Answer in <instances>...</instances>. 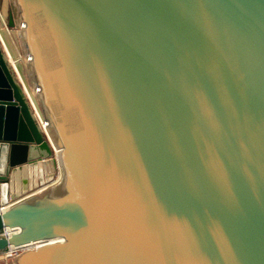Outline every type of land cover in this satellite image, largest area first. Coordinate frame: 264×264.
I'll return each instance as SVG.
<instances>
[{
    "label": "water",
    "instance_id": "water-1",
    "mask_svg": "<svg viewBox=\"0 0 264 264\" xmlns=\"http://www.w3.org/2000/svg\"><path fill=\"white\" fill-rule=\"evenodd\" d=\"M12 4L0 0V232L13 231L0 252L264 264V0Z\"/></svg>",
    "mask_w": 264,
    "mask_h": 264
},
{
    "label": "bare ground",
    "instance_id": "bare-ground-1",
    "mask_svg": "<svg viewBox=\"0 0 264 264\" xmlns=\"http://www.w3.org/2000/svg\"><path fill=\"white\" fill-rule=\"evenodd\" d=\"M7 31H8V39H9V41L12 43V45H14V47H15V49H16V52H17V57L19 58V60L21 61V62H23V63H27L28 64V58H26L25 57V59L23 58V57H21V55H20V53H19V51H18V49H17V47H16V45H15V43L13 42V40H12V38H11V36H10V33H11V30L9 29L8 30V28L5 26L4 27ZM18 35V34H17ZM7 50V49H6ZM8 54H9V52H8ZM10 55V54H9ZM7 57H8V55H7ZM10 58V59H9ZM8 59L10 60V63L13 65V67L14 68H16V66H15V61H13V59L11 58V56L10 57H8ZM16 71V70H15ZM18 72V71H17ZM16 72V73H17ZM18 77H20V75H19V73H18ZM33 91V93L34 94H36V91L35 90H32ZM26 93H27V95H28V97H29V101H30V104L32 105V107H33V109H34V111H35V115H36V117H37V119H38V121H39V124H40V127H41V129H42V131H43V133L48 137V141H50V143H51V139H50V135H49V131H48V124L46 123V122H44V121H42V119H41V117H40V115H39V113H38V111L36 110V108H35V106H34V104H33V101H32V99H31V97H30V95H29V93L27 92V90H26ZM6 207V206H5ZM7 209V207L3 210V212L5 211ZM12 233V232H11ZM10 233V234H11ZM13 234V233H12ZM12 236V235H11ZM10 236V237H11ZM9 237V238H10ZM29 248V247H28ZM16 249L14 248V247H12V250L11 251H15Z\"/></svg>",
    "mask_w": 264,
    "mask_h": 264
},
{
    "label": "rangeland",
    "instance_id": "rangeland-1",
    "mask_svg": "<svg viewBox=\"0 0 264 264\" xmlns=\"http://www.w3.org/2000/svg\"><path fill=\"white\" fill-rule=\"evenodd\" d=\"M8 4L10 5V6H12L13 4H12V0H8ZM19 40H20V38H19ZM18 40V42H17V49H18V51H19V53H20V55H21V57H25L24 56V54H23V52H22V50H21V44H20V41ZM7 55H8V57H10V55L8 54V52H7ZM46 188L45 187H39L38 189H36L34 192H37V191H41V190H45ZM1 253H3V252H1ZM18 255V254H17ZM16 257V255L15 256H13V257H7L6 255H5V253H3V254H0V260L2 261V259H4L5 260V262L6 261H11V264L13 263V259Z\"/></svg>",
    "mask_w": 264,
    "mask_h": 264
},
{
    "label": "built area",
    "instance_id": "built-area-1",
    "mask_svg": "<svg viewBox=\"0 0 264 264\" xmlns=\"http://www.w3.org/2000/svg\"><path fill=\"white\" fill-rule=\"evenodd\" d=\"M5 208H6L5 206L0 207V212H3ZM11 232L13 233V231L9 228L4 229L3 231L0 232V239L9 238L12 235ZM11 250L12 248L4 252L7 257H13L18 254L17 250L15 251H11Z\"/></svg>",
    "mask_w": 264,
    "mask_h": 264
},
{
    "label": "crops",
    "instance_id": "crops-1",
    "mask_svg": "<svg viewBox=\"0 0 264 264\" xmlns=\"http://www.w3.org/2000/svg\"><path fill=\"white\" fill-rule=\"evenodd\" d=\"M10 36H11L13 42L15 43V45H16V47H17V45H18L17 42H18V40H19V39H18V35H17V37H16V36H14L13 33L11 32V33H10ZM23 58L25 59V57H23ZM9 59H10V58H9ZM0 207H2V206H0ZM4 252H5V251H4ZM4 252H3V253H4ZM3 253L0 252V254H3ZM0 264H11V261H6V262H5V260L2 259V261L0 260Z\"/></svg>",
    "mask_w": 264,
    "mask_h": 264
}]
</instances>
